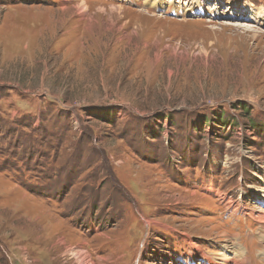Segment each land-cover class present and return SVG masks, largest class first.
Masks as SVG:
<instances>
[{
    "label": "rangeland",
    "instance_id": "rangeland-1",
    "mask_svg": "<svg viewBox=\"0 0 264 264\" xmlns=\"http://www.w3.org/2000/svg\"><path fill=\"white\" fill-rule=\"evenodd\" d=\"M263 212L264 0H0V264H264Z\"/></svg>",
    "mask_w": 264,
    "mask_h": 264
},
{
    "label": "bare ground",
    "instance_id": "bare-ground-1",
    "mask_svg": "<svg viewBox=\"0 0 264 264\" xmlns=\"http://www.w3.org/2000/svg\"><path fill=\"white\" fill-rule=\"evenodd\" d=\"M153 4L154 3H152V5ZM226 204H228V202ZM228 211L231 212V213H233V214H235L236 209L233 206L231 207L229 205ZM259 220L261 222V229H260L261 236H260V238H261L262 242H264V212L259 216ZM237 248H238V246H237ZM229 249H230V247H229ZM232 250H234L235 251V254H236V259H233V263L234 264H246V261L247 260H246L245 257L242 256V252L241 251L238 252V250H235L234 247H232ZM198 251L204 256V259H205V261H206L207 264H216L215 261H214L215 259L214 260H211L202 250H198ZM70 254L75 258V260L77 261L78 264H92V262H90L88 260L87 254L84 253V252H81V251L78 250V251H72ZM222 260L226 261V259H222ZM228 262H231V261L230 260L229 261H226V263H228Z\"/></svg>",
    "mask_w": 264,
    "mask_h": 264
},
{
    "label": "trees",
    "instance_id": "trees-1",
    "mask_svg": "<svg viewBox=\"0 0 264 264\" xmlns=\"http://www.w3.org/2000/svg\"><path fill=\"white\" fill-rule=\"evenodd\" d=\"M243 109H244V106H242V110ZM204 121H206V118L204 119ZM211 121H213V119H210L209 118V122L208 123L210 124ZM216 121L219 122V124L221 123L220 125H222V126L227 123L226 120L223 119L221 115L217 117V120Z\"/></svg>",
    "mask_w": 264,
    "mask_h": 264
}]
</instances>
